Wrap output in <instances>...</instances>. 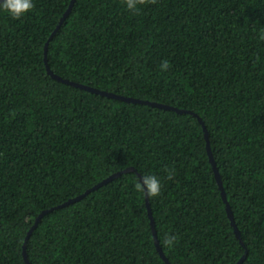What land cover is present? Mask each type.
Here are the masks:
<instances>
[{"label":"trees","instance_id":"16d2710c","mask_svg":"<svg viewBox=\"0 0 264 264\" xmlns=\"http://www.w3.org/2000/svg\"><path fill=\"white\" fill-rule=\"evenodd\" d=\"M70 2L0 13V264H26L42 211L126 168L42 216L29 264H264V0H146L135 13L74 0L48 41ZM47 41L62 79L192 114L52 78ZM147 173L162 183L148 205L168 263L135 188Z\"/></svg>","mask_w":264,"mask_h":264},{"label":"water","instance_id":"95a60500","mask_svg":"<svg viewBox=\"0 0 264 264\" xmlns=\"http://www.w3.org/2000/svg\"><path fill=\"white\" fill-rule=\"evenodd\" d=\"M73 2L74 0H71L70 2V5L68 7V9L66 10V12L64 13L63 17L61 18L59 24L56 26L55 30L52 32V34L50 35L48 41L53 37V35L55 34V32L59 29L60 25L62 24V22L64 21L65 17L68 15L69 11L71 10L72 8V5H73ZM48 41L45 43V46H44V62H45V65H46V68H47V72L48 74H50L52 76V78L58 80V81H61L65 84H69V85H72L74 87H78V88H81V89H84L88 92H91V93H94V94H99L101 96H105L107 98H112V99H116V100H121V101H124V102H128V103H137V104H144V105H149L151 107H155V108H161V109H165V110H171V111H174L176 113H189V114H192V112L190 111H186V110H182V109H177L175 107H172V106H169V105H165V104H161V103H157V102H151V101H147V100H141V99H136V98H130V97H124V96H121V95H117V94H114V93H111V92H107V91H102V90H99V89H96V88H92V87H89V86H85V85H82V84H78V83H74V82H71V81H68L66 79H62L61 77L53 74L48 66H47V62H46V51H47V45H48ZM199 122L201 123L202 125V128H203V131H204V135H205V139L207 141L206 143V150H207V154H208V159H209V162L212 166V169H213V172H214V176H215V179H216V182H217V185H218V188L220 190V193H221V196H222V200L226 206V212H227V216L228 218L230 219V222H231V225L233 226L234 228V233L236 235V237L239 239L240 238V235H239V232L234 224V219H233V215H232V212L230 210V206L227 202V198H226V194L224 192V189H223V185H222V181L220 179V175L218 173V170L216 168V165H215V162H214V159H213V156H212V152H211V149H210V145H209V142L207 140V131H206V128L205 126L203 125L202 121L200 118H198ZM136 172L133 168H126L124 169L123 171L121 172H117V173H114L112 175H110L108 178L104 179L103 181H101L100 183H98L97 185H95L93 188H91L90 190H87L85 192L88 193L89 191L103 185V184H106L107 182L113 180L114 178L118 177L120 174L122 173H127V172ZM139 176V174H137ZM85 194H82L81 196H77L73 199H70L68 200L67 202L57 206V207H54V208H51L49 210H44L42 211L38 217L35 219V222L33 224V226L30 228V230L27 232V235H26V238H25V242L26 240L28 239L29 235L31 234V232L33 231V229L35 228V226L37 225L38 221L41 219L42 216H44L46 213L56 209V208H59V207H63L69 203H73L77 200H79L81 197H83ZM146 202H147V208H148V213H149V216L151 218V213H150V208H149V205H148V197L146 196ZM151 226H152V231H153V237H154V241H155V245H156V248L161 256V258H163V260H165V262L168 263L167 259L165 258V256L163 255L161 249H160V246H159V243L157 241V238H156V233H155V229H154V225H153V221H152V218H151ZM25 242L23 244V258L26 262V264H29L28 262V259H27V255L25 253ZM244 259V256L239 260L238 263H240L242 260ZM169 264V263H168Z\"/></svg>","mask_w":264,"mask_h":264},{"label":"clouds","instance_id":"9594fccd","mask_svg":"<svg viewBox=\"0 0 264 264\" xmlns=\"http://www.w3.org/2000/svg\"><path fill=\"white\" fill-rule=\"evenodd\" d=\"M146 0H123V6L132 13L139 10ZM34 8V0H0V13H5L12 19H20L28 14ZM258 39L264 41V32L258 34ZM169 65L167 61L160 64V70L166 71ZM135 188L142 192L148 198H156L162 190L161 179L152 173L139 175L136 179ZM178 242V237L175 234H167L164 239V244L169 248L175 246Z\"/></svg>","mask_w":264,"mask_h":264}]
</instances>
